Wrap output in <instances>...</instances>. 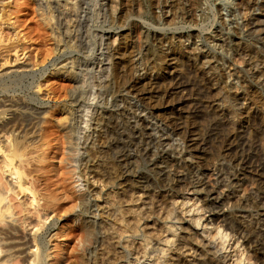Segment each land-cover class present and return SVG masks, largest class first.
Here are the masks:
<instances>
[{
    "label": "rangeland",
    "instance_id": "obj_1",
    "mask_svg": "<svg viewBox=\"0 0 264 264\" xmlns=\"http://www.w3.org/2000/svg\"><path fill=\"white\" fill-rule=\"evenodd\" d=\"M263 11L264 0H0V53L16 58L0 68V102L16 105L0 116L31 129L17 163L30 223L46 217L43 263L154 264L173 223L164 264H216V229L228 224L230 254L259 211L264 227V62L234 50L264 53V34L246 31ZM138 80L161 96H133ZM143 235L159 248L142 254ZM251 236L244 262L260 264L264 237Z\"/></svg>",
    "mask_w": 264,
    "mask_h": 264
},
{
    "label": "bare ground",
    "instance_id": "obj_2",
    "mask_svg": "<svg viewBox=\"0 0 264 264\" xmlns=\"http://www.w3.org/2000/svg\"><path fill=\"white\" fill-rule=\"evenodd\" d=\"M1 1L3 2V0H1ZM113 1H115V0H112V2ZM250 2L255 3V0H250ZM250 17H251V22H250L249 27L246 31H247V34L250 33L251 36L256 38L254 40L257 41V39H259L264 34V11L262 13H253V14H251ZM252 34H254V35H252ZM144 35L142 36V37H144V39L140 38V40L146 39ZM233 35L237 37L236 34H233ZM137 36L139 37V35H137ZM238 38H239V36H238ZM113 41H115V37H113ZM248 41H250V40H248ZM252 42L250 41L249 43H247L246 41L241 40L238 43L239 45L235 46V48H234V50L236 51V55L239 58H241L240 55L242 52H240L239 50L242 49L243 52L245 54H247L249 57H251V58L254 57L256 59L259 58V60L264 62V53H261L260 52L261 50L259 51L254 46V44ZM189 50L192 54L197 56V52L193 47L190 48ZM0 55H1V57H0V68L5 67V65L7 66L8 63L12 64V62L15 61V59H16L13 56L9 57V55H7V54L4 55V53H0ZM239 58H238V60H240ZM10 67L11 66H9V68ZM9 68H4L5 70L2 69V71L3 70L4 71L1 73L7 74L11 71H15L14 68L11 70H9ZM261 72H262L261 75H264V68L261 69ZM146 85L147 84H145V82H143V80L134 81L130 85V88H131L130 90L132 91L133 96H135L139 99H143V100L147 99V101L144 100L147 103H148V100H150L152 102L156 101L154 99L155 98L157 99V97L161 96V95L157 94V90L152 89V84L150 86H146ZM155 89H157V87ZM174 89L175 88H173V90ZM173 90H171V91L169 90L168 93L165 94L166 97L170 96L169 93H173L174 92ZM159 94H161V93H159ZM163 95L164 94H162V96ZM13 103L11 101H9L8 99H3V101L0 102V107H3L0 109V111L1 110H7L9 107L12 108L15 105ZM15 106L13 107L14 109H15ZM150 106H152V105H150ZM10 113H11V116L8 117L7 119H4L5 116H0V264H18L19 262L23 263L24 261L26 262V264H45V263H43L44 262L43 253L38 246V243L40 242V241H38V230L44 226L46 217L44 215H42V216L38 215L37 220H36L37 222H35V224L30 223L31 214H33L32 213L33 211H31L32 209L29 206L32 203L31 201H33V196H31V193H30L31 191L29 192V187L27 186L26 180L24 179L25 173L22 171L24 169L21 170L24 173V176H22V172L19 169V168H21L20 167L21 164L19 161H21V163L27 161V160L26 161L24 160L23 156L29 157L27 155H30L32 153V151L30 152L31 149L28 150L27 148H25L28 150L27 155L25 154V155L20 156L19 155L20 153H18L19 151L22 150L21 149L22 145L25 142H27V143H25L27 145L32 143V138L30 136V133H31L30 130L31 129L28 128L26 125H22L19 120H16L17 116L14 115L13 111L10 110ZM0 114H1V112H0ZM137 120L139 122H136V124L138 126H142V122L144 121V118L139 117ZM173 121L176 122V120H173ZM176 125H178V123ZM188 132H189L191 137L196 134V131L193 127H189ZM216 132H218V129L216 130ZM18 138H20V139H18ZM189 141H190V143L188 144V147H189L188 150L193 151V153H197L198 149H196L197 145H195V143L193 142L194 138L189 139ZM228 141H230V140H228ZM227 144H228V142H227ZM229 144H230V142H229ZM229 147H228V149H230ZM23 148H24V146H23ZM28 148H31L30 145ZM27 150L23 149V151H25L24 153H26ZM17 154L19 157H22V158L17 157ZM17 158H19V159H17ZM25 159H29V158H25ZM17 160H19L18 163H17ZM27 163H25V164H27ZM22 164H24V163H22ZM4 185H6V187ZM208 193H211L210 190L208 191ZM28 196L31 197L30 201L28 199L29 198ZM45 198H47V195ZM14 200H17L16 204H15ZM18 204H20V206H19L20 210L18 209L19 208L18 206L15 207V205H18ZM16 209H18V210H16ZM196 210H193V212ZM35 211L37 214L38 211L37 210H35ZM187 212H190V211H187ZM191 212H192V209H191ZM261 212L262 211H259L258 214L253 217L254 220L251 218L250 222H246L244 224L246 230H248V232H249L248 235L246 234L244 237L242 236L243 237L242 239L239 238L238 236L237 237L235 236L236 241L233 242L234 245H233V248H232V251L230 252V254L222 253L224 250L226 251L228 244H229V239L231 238V237L229 238L230 231L229 232L227 231V229L229 228L228 224L225 223L224 228L222 230L220 228L218 230L216 229L217 231L215 230V233H213L211 235V237L207 240V246H208V249L210 250V252L212 253V255H215L213 257H215L214 262H216V264H249L248 258H247V261L244 262L243 255H244V251L246 249L245 247L247 246V244L249 246V244H251V242L255 241L254 238L252 241L251 234L254 236L259 235V236L264 237V227L259 225L260 224L259 222H261L260 221V218H261L260 215L262 214ZM172 213L173 212L169 210L167 214L169 216ZM239 216H241L240 212H239ZM190 221H191L190 223L194 227H198L200 225V214H198L196 211L193 216L191 215ZM254 223H255V225H254ZM256 224H258V226H257L258 228L256 227ZM18 227H19V229H21L23 234L17 235V236H19V239L9 241L7 233H11V235H15L16 228H18ZM175 229L176 228H174L173 223H171L168 226L167 230H169L171 233L170 237L168 239L162 240L168 246L165 249L162 247H161L162 249H160L159 246H155L154 245L155 242H153L150 239V237L143 235L142 241H141V242H143L142 243V248H143L142 254H146V253L151 252L153 250H157V247H158L160 251L162 250L161 257L163 259L161 257L158 258V260L156 262L154 261L155 262L154 264H164V262L166 261L167 250L169 248L171 249V247L174 246V244H175V242H174L175 240L173 238L174 237L173 233H174ZM235 230L238 231V227ZM236 231H235V233H236ZM235 233H233L232 236ZM6 238H8L7 239L8 241L6 240ZM156 243H158V242H156ZM255 244H258V245L261 244V247H262V243H257V241H256ZM56 245L53 244V246H56ZM252 246H253V244H252ZM230 247H232V245H230ZM254 247H255V252H257L256 251L257 249H260L257 245H254ZM262 249H264V247H262ZM257 254H259V255H257ZM257 254H256V258H257V260H259L258 263L264 264V252H263V250L260 252H257ZM48 255L49 254L46 252V256H48ZM122 256H123V254H122ZM16 259H17L18 263L15 262ZM139 260H140V256L138 254H135L133 261L130 263L131 264H137ZM118 264H124V260L122 262H118ZM126 264H128V263L126 262Z\"/></svg>",
    "mask_w": 264,
    "mask_h": 264
}]
</instances>
